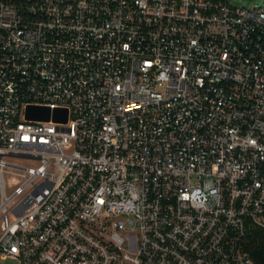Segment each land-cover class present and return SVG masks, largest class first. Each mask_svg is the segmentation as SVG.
<instances>
[{
  "label": "built area",
  "instance_id": "built-area-1",
  "mask_svg": "<svg viewBox=\"0 0 264 264\" xmlns=\"http://www.w3.org/2000/svg\"><path fill=\"white\" fill-rule=\"evenodd\" d=\"M261 238L264 0H0V264H258Z\"/></svg>",
  "mask_w": 264,
  "mask_h": 264
},
{
  "label": "water",
  "instance_id": "water-1",
  "mask_svg": "<svg viewBox=\"0 0 264 264\" xmlns=\"http://www.w3.org/2000/svg\"><path fill=\"white\" fill-rule=\"evenodd\" d=\"M59 111L61 110H55L53 119L65 121L66 110H63V112H59ZM49 113L50 111L47 107L28 106L26 110V115L28 118L48 119Z\"/></svg>",
  "mask_w": 264,
  "mask_h": 264
},
{
  "label": "trees",
  "instance_id": "trees-1",
  "mask_svg": "<svg viewBox=\"0 0 264 264\" xmlns=\"http://www.w3.org/2000/svg\"><path fill=\"white\" fill-rule=\"evenodd\" d=\"M250 249L251 253L257 259L258 264H264V238L255 242Z\"/></svg>",
  "mask_w": 264,
  "mask_h": 264
},
{
  "label": "rangeland",
  "instance_id": "rangeland-1",
  "mask_svg": "<svg viewBox=\"0 0 264 264\" xmlns=\"http://www.w3.org/2000/svg\"><path fill=\"white\" fill-rule=\"evenodd\" d=\"M232 3L236 4H242V5H253L254 3H257L258 0H230ZM7 177V174H6ZM9 190V189H8Z\"/></svg>",
  "mask_w": 264,
  "mask_h": 264
}]
</instances>
